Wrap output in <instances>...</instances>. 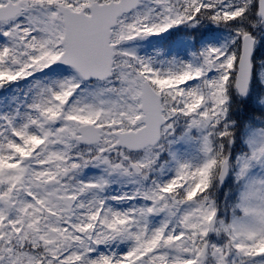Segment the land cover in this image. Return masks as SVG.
Returning a JSON list of instances; mask_svg holds the SVG:
<instances>
[{
  "label": "snow or ice",
  "instance_id": "1",
  "mask_svg": "<svg viewBox=\"0 0 264 264\" xmlns=\"http://www.w3.org/2000/svg\"><path fill=\"white\" fill-rule=\"evenodd\" d=\"M0 264H264V0H0Z\"/></svg>",
  "mask_w": 264,
  "mask_h": 264
}]
</instances>
